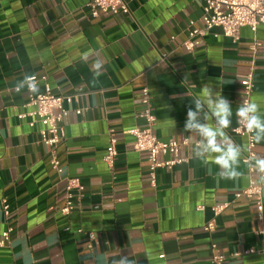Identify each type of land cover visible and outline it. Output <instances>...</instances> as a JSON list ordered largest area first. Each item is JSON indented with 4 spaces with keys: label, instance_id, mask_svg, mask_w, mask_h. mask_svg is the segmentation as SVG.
Returning a JSON list of instances; mask_svg holds the SVG:
<instances>
[{
    "label": "crops",
    "instance_id": "obj_1",
    "mask_svg": "<svg viewBox=\"0 0 264 264\" xmlns=\"http://www.w3.org/2000/svg\"><path fill=\"white\" fill-rule=\"evenodd\" d=\"M89 1L0 0V234L11 228L0 264H112L120 256L135 264H212L213 253L225 256L223 264H264V211L258 219L254 199L241 193L247 165L241 160L239 180L217 182L218 168L193 157L199 137L184 130L187 109L208 85L232 105L227 133L244 150L245 138L231 129L240 81L250 72L251 101L264 115V24L241 27L237 41L212 27L188 49V30L205 28L201 0H123L126 12L98 17ZM26 76L37 77L38 92L46 84L71 97L54 153L62 173L40 140L25 86L17 91ZM143 88L156 137L186 141V162L157 168L154 184L147 154L127 133L144 124ZM110 135L111 167L104 161ZM255 153L264 157V141ZM66 177L82 184L69 214L60 211ZM225 201L214 229L204 230L211 208Z\"/></svg>",
    "mask_w": 264,
    "mask_h": 264
},
{
    "label": "built area",
    "instance_id": "obj_2",
    "mask_svg": "<svg viewBox=\"0 0 264 264\" xmlns=\"http://www.w3.org/2000/svg\"><path fill=\"white\" fill-rule=\"evenodd\" d=\"M201 20L204 25V29L190 28L187 32L188 38L184 42L186 48L191 49V38L203 34L205 30L212 27H219L224 36L231 38L233 41H237L239 38V29L247 26L252 31H255L260 24H264V0H201ZM89 14L92 17H98L103 14H117L120 12H126L127 6L123 0H90L87 3ZM251 49L254 50L255 46L252 45ZM34 77L35 83H37L36 76ZM242 88V96L240 104L251 101V93L253 91V78L252 72L247 74L240 81ZM27 91L26 106L33 107V110L29 113L34 115L42 125L40 130V140L46 145L50 154L52 155L51 163L58 173H62L63 169L56 159L54 153L56 147L61 143L64 138L63 120L67 114V110L63 106L65 100H70V96L53 94L49 87L45 84L44 92L30 91L25 83ZM141 103L143 109L138 113L144 121V124L140 127H135L127 131L134 137L133 148L137 152H145L149 161V171L151 177V183L154 184L155 170L157 168H171L174 165L186 162V158L180 155V147L186 141L178 142L173 139L166 141L159 140L153 132L155 124V117L152 112L150 104V97L146 88L142 89ZM75 112L80 114L81 109H76ZM23 115H20V117ZM232 132L245 138V148L242 151L241 160L247 165V162L253 160L256 157L255 143L252 141L251 136L243 129L242 125L236 122V125L232 127ZM116 139L110 135L108 144L106 146V152L104 155V161L111 167L116 156L115 149ZM249 174V184L242 190V194L246 197L253 198L255 207L257 209L258 219H263V188L264 181H261L257 172L247 167ZM82 190V184L79 179L66 177L65 181V193L66 199L64 205L60 211L63 214H69L73 211L75 204L73 197L79 196ZM227 202H221L215 204L211 210L213 218L204 225V230L212 231L215 226V217L221 213V211L227 206ZM3 212L9 214V206L6 201H3ZM77 233H81L82 229L78 228ZM262 233L263 231H259ZM11 228H7L0 234V247L4 246L10 238ZM88 239L93 238L92 232H87ZM212 248L215 245H211ZM264 253V249H263ZM235 253L234 255H238ZM225 256L219 253H213L211 256L212 264H223Z\"/></svg>",
    "mask_w": 264,
    "mask_h": 264
},
{
    "label": "clouds",
    "instance_id": "obj_3",
    "mask_svg": "<svg viewBox=\"0 0 264 264\" xmlns=\"http://www.w3.org/2000/svg\"><path fill=\"white\" fill-rule=\"evenodd\" d=\"M30 91L37 90L34 77H25L17 91L25 86ZM205 95L192 100L194 108L187 109L184 130L199 137L194 145L193 157L205 165L214 164L218 171L215 173L217 182L220 180H239L243 173L241 165L242 149L227 133L232 124V105L222 95L217 96L208 85L203 86ZM238 122L251 136L254 143L264 141V115L260 106L254 102L240 104L235 112ZM213 121L209 124L207 121ZM247 167L257 172L264 181V157H255L247 162ZM112 264H135L127 256H120Z\"/></svg>",
    "mask_w": 264,
    "mask_h": 264
}]
</instances>
